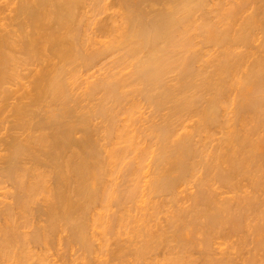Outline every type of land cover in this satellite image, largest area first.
Here are the masks:
<instances>
[{
    "label": "bare ground",
    "instance_id": "1",
    "mask_svg": "<svg viewBox=\"0 0 264 264\" xmlns=\"http://www.w3.org/2000/svg\"><path fill=\"white\" fill-rule=\"evenodd\" d=\"M227 1L0 0V264L97 221L112 260L264 264V0Z\"/></svg>",
    "mask_w": 264,
    "mask_h": 264
},
{
    "label": "rangeland",
    "instance_id": "2",
    "mask_svg": "<svg viewBox=\"0 0 264 264\" xmlns=\"http://www.w3.org/2000/svg\"><path fill=\"white\" fill-rule=\"evenodd\" d=\"M217 2H220V3H222V4L224 3V5H225L228 1H227V0H224V1H223V0H219V1L217 0ZM225 2H226V3H225ZM253 3H254V2H253ZM258 3H259V2H258ZM258 3H257V5H259ZM251 5H253V4H251ZM210 6H211V5L209 4V6H207V8H208V7L210 8ZM227 6H229V5H227ZM227 6L225 5V7H227ZM255 6H256V5H255ZM255 6L253 5L254 8H256ZM259 6H260V5H259ZM259 6H257V7H259ZM211 7H212V6H211ZM223 7H224V6H223ZM209 8H208V9H209ZM210 9H211V8H210ZM212 9H213V7H212ZM249 12H250V11H249ZM249 12H247V14H248ZM245 14H246V13H245ZM260 19H261V21H262V19H263L262 22H263V24H264V16H263V17H260ZM260 19H259V20H260ZM261 21H260V22L258 21V23H260V24H257L259 30L261 29V28H259V26L262 25V26H261L262 29H261V31H260L261 34H259V32H258V30H257V32H258L257 35H259V36H257V37L254 36V37H256V38L259 37L258 40H257L258 42H259V40L261 39V40H260V44H261V41L264 42V36H263V35H264V32L262 33V31L264 30V26H263V24H261V23H262ZM255 31H256V30H255ZM256 38H255V39H256ZM197 39H199V38H197ZM200 39L202 40L201 37H200ZM200 39H199V40H200ZM255 39H254V40H255ZM199 40H197V41H199ZM257 41H256V43L253 42L254 44H253V43L251 44L252 48L250 47V45H249L247 48L245 47V48L247 49L248 52L246 51V49H245L244 51H246V54L250 55V56H248V57H254V58H257V57H259V56H260V57H263V55H261V54H263V53H261L260 55H259V53H251V51H252V52H255L256 49H260V48H261V47L259 48V47L256 46V45H257ZM263 42H262V43H263ZM258 44H259V43H258ZM201 46H202V45H201ZM254 46H255V47H254ZM261 46H262V44H261ZM253 47H254V48H253ZM256 47H257V48H256ZM263 47H264V46H263ZM263 47L261 48V50L263 49ZM200 48H201V47H200ZM214 48L217 49L216 47H214ZM248 48H251V50L248 49ZM201 49H202V50L206 49V51H207V49H209V50H208L209 52L211 51L210 49H212L211 54H212L213 51L215 50V49H213V47H212V48H211V47L208 48V46H207V48H206V46H205V48H203V46H202ZM243 49H244V48H243ZM243 49H240L241 52H242ZM240 50H239V51H240ZM261 50H260V51H261ZM244 51H243V52H244ZM249 51H250V52H249ZM257 51H259V50H257ZM263 51H264V50H263ZM263 51H262V52H263ZM204 52H205V51H204ZM254 58H253V59H254ZM263 58H264V57H263ZM263 58H262V59H263ZM247 59H248V58H247ZM250 59H251V58H249V60H250ZM253 59H251L250 62L253 61ZM248 62H249V61H248ZM243 68L246 69V66L243 67ZM240 70H241L242 73H240V71H239L238 74H243V73H244V69H240ZM89 73H90V72H89ZM238 74H237V76H238ZM85 76H87V75H85ZM83 77H84V76H83ZM83 77H82V80H84V79L86 78V77H84V78H83ZM82 80H81V81H82ZM234 82H235V81H234ZM235 85H236V84H235ZM141 111H143V110H141ZM97 122H98V120H97ZM94 123L96 124V121H94ZM113 175H114V179H115V175H116V177H117V175L119 176V173L116 172V174H112V175H111V179L113 178ZM115 180H116V179H115ZM115 180H114V181H115ZM116 182H117V180L115 181V183H116ZM114 209H115V208H113V209L110 210L109 212L107 211L108 213H104V215H106V214H110V212L113 211ZM98 211H99V209H97V210L95 211V213L98 212ZM103 212H104L103 210H102V211H101V210L99 211L100 214L103 213ZM105 212H106V211H105ZM162 214H163V213H162ZM160 215H161V214H160ZM162 217L164 218L163 215L160 216L159 218L161 219ZM162 220H163V219H162ZM162 220H161V221H162ZM96 221H97V220H96ZM102 222H103V221H102ZM93 226H94L95 228L92 227V229L94 228L95 230L93 229V230H90V231H91V233H93V235H94V234H97V235H94V236L92 235V236L95 237V238L92 237V249H93V250L91 249V250H92L91 252H94V251L96 250L97 252L95 251V252H94L95 254H94V253H91V254L89 253V255H87L86 253H84V254H81V255L77 254V255H75V256L73 257V256H71V252L69 253V250H67V248H63L64 246H63L62 240H61V242H60V243H62V245H61L60 243H58L57 240H55V242H54V244H53L52 246H54L55 244H56V245H55L54 247H52V249L57 247V248H56V251L53 249V251H55L53 254H55V255L58 254V255L56 256V258H54V255H53L54 260H57V261H58V256H60V255L62 254L61 259H64V258L66 259V260H65V259H64V260H61V259H60V262L63 261V264H74V263H75V264H86V263H87V264H102V263H104V261H105L104 264H112V263H113V264H119V263H120V264H121V263L124 264V262H128V261H123V262H122V260H125V259H127V258L119 259V260H121V261H117L116 259H113V260L111 259V257H112L111 253H112V250H114V247L116 246V244H117V245H120L121 243H123V242H119V241H121L122 239L125 238V236L122 234L123 232L121 233L120 230L118 231V232H120V233L123 235V236H122V235L120 234V235L123 237V238H122V237L120 236V237H121V238H120V237H116V236H117V235H116V234H117V231H114V232L112 231L113 233H111V231H108V233H107V231L105 232L104 230H107L106 227H105V224H103V225L101 226V225L98 223V221H97V223L95 222V225H93ZM96 226H97V227H96ZM103 226H104V227H103ZM99 227H101L102 230H101V228H99ZM103 228H104V229H103ZM121 230H122V229H121ZM93 231H94V232H93ZM100 231H101V232H100ZM122 231H123V230H122ZM109 232H110L111 234H110ZM89 233H90V232H89ZM99 233H100V234H99ZM104 233H105V235H103ZM114 233H116V234H114ZM106 234H107V235H106ZM113 234H114L115 236H114ZM118 234H119V233H118ZM108 235H109V236H108ZM63 236H64V235H63ZM63 236L61 235V237H63ZM99 236H100V237H99ZM101 236H102V237H101ZM106 236H107V239H108V240L105 239ZM118 236H119V235H118ZM119 238H120V239H119ZM101 239H103V240H101ZM95 240H96L97 242H95ZM115 240H117V241H115ZM99 241H100V242L102 241V242L100 243ZM112 241H113V243H112ZM63 242H64V240H63ZM93 242H94V243H93ZM115 242H117V243H115ZM118 242H119V244H118ZM57 243H58V244H57ZM105 243H106V244H105ZM111 243H112V244H111ZM99 244H100V246H99ZM109 244H110V245H109ZM114 244H115V245H114ZM58 245H60V246H58ZM98 246H99L100 249L98 248ZM251 247H252V246H251ZM115 248H116V247H115ZM97 249H98V250H97ZM59 250H60V252H62V251H63V252L60 253ZM101 250H102V251H101ZM104 250H105V251H104ZM53 251H51L50 253H52ZM58 252H59V253H58ZM63 254H64V255H67V257L65 256V257L63 258ZM101 254H102V255H101ZM93 255H94V256H93ZM98 255H100V256H98ZM77 256H78V259H77ZM82 256H83V257H82ZM90 256H91V257H90ZM101 256H102V257H101ZM110 256H111V257H110ZM194 256H195V255H194ZM70 257H71V258H70ZM80 257H81V258H80ZM96 257H97V258H96ZM109 257H110V259H111L110 261H109V259H108ZM197 257H198V256L196 255V257H194V258H197ZM246 257H247V256H246ZM74 258H76L77 260H76V259L74 260ZM91 258H92V259H91ZM89 259H91V260H89ZM97 259H98V260H97ZM102 259H103V260H102ZM92 260H93V261H92ZM95 260H96V262H97V261H98V262L96 263ZM106 260H107V261H106ZM128 260H129V262H130V263H129V262H128V263L131 264V258H128ZM60 262L58 261V264H61ZM68 262H69V263H68ZM88 262H89V263H88ZM118 262H119V263H118ZM128 263H127V264H128ZM132 263H133V262H132ZM125 264H126V263H125Z\"/></svg>",
    "mask_w": 264,
    "mask_h": 264
}]
</instances>
